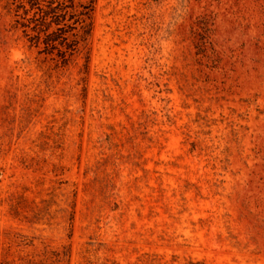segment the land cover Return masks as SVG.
<instances>
[{"label":"rangeland","instance_id":"obj_1","mask_svg":"<svg viewBox=\"0 0 264 264\" xmlns=\"http://www.w3.org/2000/svg\"><path fill=\"white\" fill-rule=\"evenodd\" d=\"M0 264H264V0H0Z\"/></svg>","mask_w":264,"mask_h":264}]
</instances>
